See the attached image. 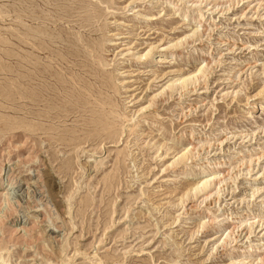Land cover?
<instances>
[{"label": "rangeland", "instance_id": "374dc122", "mask_svg": "<svg viewBox=\"0 0 264 264\" xmlns=\"http://www.w3.org/2000/svg\"><path fill=\"white\" fill-rule=\"evenodd\" d=\"M0 264H264V0H0Z\"/></svg>", "mask_w": 264, "mask_h": 264}, {"label": "bare ground", "instance_id": "6f19581e", "mask_svg": "<svg viewBox=\"0 0 264 264\" xmlns=\"http://www.w3.org/2000/svg\"><path fill=\"white\" fill-rule=\"evenodd\" d=\"M201 1H202V0H198V2H201ZM38 34H40V32H38ZM32 40H35V39H32ZM32 40H31V41H32ZM36 48H37V47H36ZM38 50L43 51L44 48H41V47H40V49L38 48ZM24 61H25V60H24ZM25 64H26V66H27V65H29V62L27 61V62H25ZM27 77H29V76H27ZM32 80H33V78H32ZM30 82H31V78H28V80H26V87H28V86L30 85ZM25 89H26V88H25ZM26 91H27V89H26ZM38 106H39V105H38ZM43 107H44V106H43ZM22 109H23V108H22ZM99 109H100V108H99ZM31 110H32V109H31ZM213 177H214V176H213ZM207 178H208V177H207ZM207 184H208L207 182L202 183V186H203L204 189H205V187H206ZM214 184H215V183H214ZM217 184H218V183H217ZM215 185H216V184H215ZM205 192L208 193L209 191H208V192L205 191ZM3 197H4V199H5V198L7 197V194L4 193V194H3ZM44 228L49 230V225H48V224H45V225H44ZM48 230H47V231H48ZM248 251H249V250H248ZM248 251H247V252H248ZM249 253H250V252H249Z\"/></svg>", "mask_w": 264, "mask_h": 264}]
</instances>
